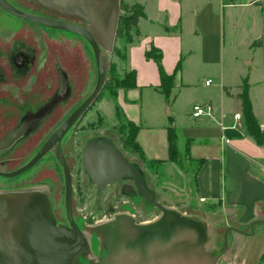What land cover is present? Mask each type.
Here are the masks:
<instances>
[{"label":"rangeland","instance_id":"obj_1","mask_svg":"<svg viewBox=\"0 0 264 264\" xmlns=\"http://www.w3.org/2000/svg\"><path fill=\"white\" fill-rule=\"evenodd\" d=\"M7 1L25 13L60 19L85 27V24L78 19L65 18L64 15L48 11L36 0ZM232 1L236 3V7L224 8L221 12L227 42L235 47L234 50L231 48L225 52L224 62L233 64L234 58H237L238 63L243 66V59L248 57V61L253 58L254 61L262 63L261 68L256 71L255 65L243 66L245 70H249L250 80L254 84L253 98L262 117L264 115V16L261 18L262 12L259 7L263 8L264 5L249 4L251 0ZM260 44L262 48L258 50ZM19 56L29 60L21 70L14 63L16 58L19 61ZM104 60L106 82L111 78L112 83L108 87L104 86L97 101L61 142V150L72 176L76 205L74 218L76 221L77 217L87 219L89 227L81 225L83 226L81 229L88 243L91 232H94L92 228L111 218L112 213L106 210L103 200L111 192L112 187L107 188L100 195L101 207L95 205L98 203L95 201L93 186H86L85 189L80 190L81 180L87 183L83 176L82 152L88 142L97 138H108L129 162L140 168L147 186L159 203L203 222L206 228L205 250L214 256L222 254L216 264H264V210L257 218L261 223L243 225L239 223V211L229 210L222 205L200 202L195 194L193 174L198 161L201 160H195L187 154L186 148H183L181 143H179L178 156L170 161L171 164L166 165L148 160L137 147L125 145V135L116 121L113 101L114 95L117 100L119 91L123 90L118 83L124 74L122 58L105 52ZM1 69L4 74L1 73L0 76V99L4 100H0V145L4 142L14 148L15 158L24 156L28 158L32 153L28 154L32 147L35 144L40 145L91 94L96 83L94 56L84 39L71 33L51 31L20 20L2 9H0V72ZM118 105L120 106L119 102ZM29 123L33 125V129L23 127L22 130L20 129L21 139L10 144L12 138L8 137L9 134L15 128L17 131L20 125H29ZM18 135L19 131L15 133L16 137ZM15 158L10 162L0 161V171L15 170L21 163ZM36 169L38 173L35 180L38 187L50 185L56 194L57 213L63 218L65 189L61 166L54 156H49L42 160ZM28 177L21 176L12 180L0 177V190L25 187L31 184ZM146 210L139 207L133 209L132 214L137 222H150L161 215L158 210L151 208ZM97 241L100 247L101 242ZM91 255V259L95 261V256L92 253Z\"/></svg>","mask_w":264,"mask_h":264},{"label":"crops","instance_id":"obj_2","mask_svg":"<svg viewBox=\"0 0 264 264\" xmlns=\"http://www.w3.org/2000/svg\"><path fill=\"white\" fill-rule=\"evenodd\" d=\"M36 1L48 11L82 21L101 49L113 55L120 1L125 5H141L145 18L138 22L139 36L130 43H116L124 56L121 62L124 72L133 70L136 74V87L120 90L117 103L124 117L138 127L137 145L148 160L171 164L167 136L171 122L177 133L178 149L179 143L186 148L189 142V155L202 161L193 174L198 200L239 211V223L243 225L261 223L257 218L264 210V148L244 132L238 94L242 81L247 79L254 116L264 128V115L260 117L253 98L254 84L249 70L243 68L255 65L256 71L262 63L253 58L248 61V57L243 59V66L237 58L233 64L224 62L225 52L235 47L227 42L221 12L224 8L236 7V3L223 5L222 0ZM151 47L160 51L162 72L172 76L168 99L158 91L157 63L145 55ZM257 48L261 49L262 44ZM207 81L209 85L205 84ZM194 104H210L212 116L193 118Z\"/></svg>","mask_w":264,"mask_h":264},{"label":"water","instance_id":"obj_3","mask_svg":"<svg viewBox=\"0 0 264 264\" xmlns=\"http://www.w3.org/2000/svg\"><path fill=\"white\" fill-rule=\"evenodd\" d=\"M0 9L7 14L49 29L66 31L83 38L90 46L96 66V83L91 94L50 134L35 156L19 169L1 177H16L33 167L52 150L61 166L65 187V212L70 228L57 225L44 189L0 192V264H216L222 254L205 250L206 228L202 221L173 208L158 205L147 189L140 168L129 162L108 138H97L83 150V167L99 188L118 180H130L137 192L161 211L160 217L136 224L133 217L119 214L92 230L105 255L93 261L87 237L76 227L71 208L72 176L61 150V142L97 101L106 82L105 51L91 30L76 23L25 13L6 0ZM114 46V39H113ZM227 232L224 238H226ZM226 249V245H225Z\"/></svg>","mask_w":264,"mask_h":264},{"label":"flooded vegetation","instance_id":"obj_4","mask_svg":"<svg viewBox=\"0 0 264 264\" xmlns=\"http://www.w3.org/2000/svg\"><path fill=\"white\" fill-rule=\"evenodd\" d=\"M52 19H54V18H52ZM57 20H60V19H57ZM35 25H37V24H35ZM52 30H54V29H52ZM18 59H19V61H17V58H16L14 60V63L16 64V67L19 70H21L25 65H27V63H28L29 60L26 57H24V56H19ZM1 73L4 74V71L2 70L0 72V76H1ZM0 100H2V99H0ZM16 127H18V126H16ZM23 127L25 129L27 128L29 130L30 129H33V125L30 124V123H29V125L28 124L20 125V127L18 128L17 131H16V128H15L9 134V136H8V137L12 138V141H10L11 142L10 144H12V142H16L17 139H19V140L21 139V136H22L21 130L23 129ZM18 131H19V135L16 137L15 136V133H17ZM50 134L42 141V143L40 145L36 146V144H35L32 147L31 151H29L28 154H30L31 152L32 153H31V155L28 158H26L27 156L26 157L25 156L24 157H18V158L13 157L14 148H11L10 145L4 144V142H2L1 143L2 145H0V147H1L0 148V161H1V163L2 162H5V161L10 162V160L12 161L15 158L17 160H20V162H21L20 165L15 170L19 169L20 167L24 166L27 162H29L35 156V154L38 152V150L41 148V146L45 143V141L50 136ZM32 150H34V152ZM49 156H54L52 150L47 151L46 154L33 167H31L30 169H28L24 173H22V174H20V175H18L16 177H13V178H5V177H2V178H5L7 180H12V179L21 178V176H24L25 178H27V176H29L28 178H30L29 181L31 182V184H29V185H27L25 187H21V188H15V189L13 188V189H7V190H0V192H2V193H9V192H13V191L28 190V189H31V188H41V187H38L37 180H35L37 178V173H38L35 170H37L36 167L38 166V164L42 160L48 158ZM82 169H83V176L85 177L87 183H85L84 180H81L80 190L85 189L86 186H93L94 187L95 194H96L95 201H97V203H98V205L95 203L96 207H101V197H100V195L103 192H105L107 190V188L112 187L111 192H109L106 195L105 199L103 200L104 201V204L103 205H105L107 207L106 210L108 212H111L112 213V215H110L111 216L110 219H112L113 217H115V216H117L119 214H127V215H129V216H131V217L134 218L136 224H142L140 222H137L136 217L134 216V214H132L133 209L135 207H139V208H141L142 210H145V211H147L146 208H151V209L158 210L161 213V211H160V209L158 207L150 204L145 199V197H143L142 195H140L137 192V189L135 188L134 183L132 181H130V180H118V181H115L113 183H109V184H107V185H105V186H103L101 188H99L97 185H95L94 183H92L90 181L88 175L84 171V167H83V152H82ZM15 170H13V171H15ZM0 172L8 173L6 171H0ZM9 172H12V171H9ZM143 180H144V183H145V186L147 187V189L152 192V190L149 189V187L147 186V181L145 180L144 174H143ZM41 189H44L46 191L48 197H49L50 208H51L52 214H53V216L55 218L56 224L57 225H60V226H64V227L70 228V225H69L67 216H66V221H65V190H64V195H63L64 216H63V218H61L59 216V214L57 213V207H56V199L57 198H56L55 192L50 188V185H49V187L42 186ZM64 189H65V187H64ZM153 200H154V202L156 204L161 205V206H164L163 204L159 203L156 200V198H155L154 195H153ZM74 206H76V205L74 204V193H73V185H72L71 208H72L73 220H74V223H75L76 227L78 228V230L81 231V232H84L81 229V227H83V226L89 227L87 225V221H86L87 219H81V218L77 217V221H76V219L74 218V214H73V213H75ZM144 223H148V222H144ZM81 225H83V226H81ZM97 240H99V238L95 235L94 232L93 233L91 232V235L89 237V246H90V250H91L90 252L95 256V259L96 260L97 259L99 260V259H101L105 255V251H104V249L101 246L99 247V245L97 244V242H98ZM80 262H81V264H88L89 259L86 258V257H80Z\"/></svg>","mask_w":264,"mask_h":264},{"label":"trees","instance_id":"obj_5","mask_svg":"<svg viewBox=\"0 0 264 264\" xmlns=\"http://www.w3.org/2000/svg\"><path fill=\"white\" fill-rule=\"evenodd\" d=\"M223 5H231L233 4L232 0L226 2V0H222ZM264 13V7L261 9ZM141 18H145V13L143 7L139 4L125 5L122 1L119 3V14L117 16L116 28L114 34V46L113 53L119 55L121 58H124L120 50L117 48V42H125L130 43L133 41L134 37L139 36V31L137 28L138 22ZM48 29V28H46ZM51 31H59L66 32L60 30H52ZM70 33V32H66ZM73 34V33H71ZM75 35V34H74ZM79 37L78 35H75ZM81 38V37H80ZM83 39V38H81ZM259 44V43H258ZM146 57L148 59L154 60L158 67L160 73V86L158 87V91L166 98H169L170 91L172 88V76L165 75L161 70L160 59L161 54L160 51L156 48L151 47L146 52ZM178 69V66H177ZM136 74L135 71H127L124 72L121 80L118 82L120 88L123 90H128L136 87ZM111 78L107 80L105 87L110 86ZM239 99L241 100L242 105V119L244 125V132L247 136L251 137L254 142L264 148V128H261L254 116L252 103L249 97V83L247 79H244L240 85V93L238 94ZM113 101L115 102V118L117 123L121 126V131L123 132L124 142L126 146L129 147H137L140 151L139 146L136 143V135L138 131V127L131 121L126 120L124 114L117 103L116 95L113 97ZM76 109V108H75ZM74 109V110H75ZM73 110V111H74ZM167 136H168V144H169V160L173 161L178 156V146H177V133L174 127L169 123L167 127ZM189 142L186 144V151L189 154ZM202 165V161H198L197 168L198 169Z\"/></svg>","mask_w":264,"mask_h":264},{"label":"built area","instance_id":"obj_6","mask_svg":"<svg viewBox=\"0 0 264 264\" xmlns=\"http://www.w3.org/2000/svg\"><path fill=\"white\" fill-rule=\"evenodd\" d=\"M249 4H262L264 5V0H251ZM210 81H207L205 84L209 85ZM213 114V108L210 104H194L192 106L191 115L193 118H202V117H211ZM237 118V116H235Z\"/></svg>","mask_w":264,"mask_h":264}]
</instances>
